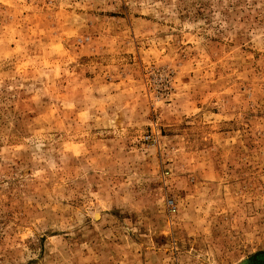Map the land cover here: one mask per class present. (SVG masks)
<instances>
[{
    "label": "rangeland",
    "instance_id": "rangeland-1",
    "mask_svg": "<svg viewBox=\"0 0 264 264\" xmlns=\"http://www.w3.org/2000/svg\"><path fill=\"white\" fill-rule=\"evenodd\" d=\"M0 264H264V0H0Z\"/></svg>",
    "mask_w": 264,
    "mask_h": 264
}]
</instances>
